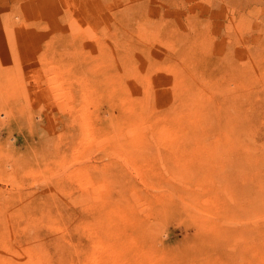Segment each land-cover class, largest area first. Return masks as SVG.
<instances>
[{
    "label": "rangeland",
    "instance_id": "374dc122",
    "mask_svg": "<svg viewBox=\"0 0 264 264\" xmlns=\"http://www.w3.org/2000/svg\"><path fill=\"white\" fill-rule=\"evenodd\" d=\"M0 264H264V0H0Z\"/></svg>",
    "mask_w": 264,
    "mask_h": 264
},
{
    "label": "bare ground",
    "instance_id": "6f19581e",
    "mask_svg": "<svg viewBox=\"0 0 264 264\" xmlns=\"http://www.w3.org/2000/svg\"><path fill=\"white\" fill-rule=\"evenodd\" d=\"M73 109H74V107H73V106H71L69 110H70V111H72Z\"/></svg>",
    "mask_w": 264,
    "mask_h": 264
}]
</instances>
